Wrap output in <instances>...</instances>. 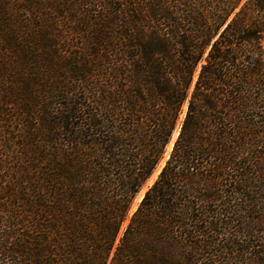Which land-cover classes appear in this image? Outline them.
Listing matches in <instances>:
<instances>
[{
    "label": "trees",
    "instance_id": "trees-1",
    "mask_svg": "<svg viewBox=\"0 0 264 264\" xmlns=\"http://www.w3.org/2000/svg\"><path fill=\"white\" fill-rule=\"evenodd\" d=\"M0 264H264V0H0Z\"/></svg>",
    "mask_w": 264,
    "mask_h": 264
},
{
    "label": "rangeland",
    "instance_id": "rangeland-1",
    "mask_svg": "<svg viewBox=\"0 0 264 264\" xmlns=\"http://www.w3.org/2000/svg\"><path fill=\"white\" fill-rule=\"evenodd\" d=\"M56 16V15H54ZM58 17V16H56ZM68 26H64V29L62 30H59V34L61 35H64L66 33H63V32H67L69 33V30L67 29ZM62 31V32H61ZM70 45H69V44ZM81 43H82V40L76 38V39H73L70 42H67V43H63L60 45L61 49L63 47V49H67L66 50V57L69 56L71 53H75V52H78L80 51V47H81ZM66 47V48H65ZM196 80V78L194 79V81ZM186 106H184L183 108V112H182V115L180 117V122H179V125L170 141V143L168 144V146L166 147L165 149V153L160 161V163L158 164L156 170L154 171V173L152 174V176L147 180V182L142 186L141 190L139 191V193L136 195V197L134 198L132 204H131V207H130V210H129V213H128V216H127V219L126 221L124 222V224L122 225V229H121V232H120V237L121 235L123 234L125 228L127 227L128 223H129V220L131 218V216L133 215V213L137 210V208L139 207L140 203L142 202L146 192L149 190V188H151L153 186V184L155 183V181L158 179L159 177V174L161 173L163 167L165 166L167 160L169 159L170 157V154H171V151L173 149V146H174V143L177 139V135H176V132H178V129L181 127V121L184 119V116H185V112H186Z\"/></svg>",
    "mask_w": 264,
    "mask_h": 264
},
{
    "label": "water",
    "instance_id": "water-1",
    "mask_svg": "<svg viewBox=\"0 0 264 264\" xmlns=\"http://www.w3.org/2000/svg\"><path fill=\"white\" fill-rule=\"evenodd\" d=\"M181 128V127H180ZM180 128L178 129V132H176L177 133V137H178V135H179V132H180Z\"/></svg>",
    "mask_w": 264,
    "mask_h": 264
},
{
    "label": "bare ground",
    "instance_id": "bare-ground-1",
    "mask_svg": "<svg viewBox=\"0 0 264 264\" xmlns=\"http://www.w3.org/2000/svg\"><path fill=\"white\" fill-rule=\"evenodd\" d=\"M176 135H177V133H176Z\"/></svg>",
    "mask_w": 264,
    "mask_h": 264
}]
</instances>
